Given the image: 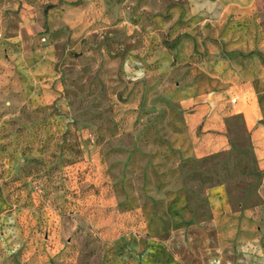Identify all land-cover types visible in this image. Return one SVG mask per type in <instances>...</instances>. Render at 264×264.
Returning <instances> with one entry per match:
<instances>
[{
    "label": "rangeland",
    "instance_id": "1",
    "mask_svg": "<svg viewBox=\"0 0 264 264\" xmlns=\"http://www.w3.org/2000/svg\"><path fill=\"white\" fill-rule=\"evenodd\" d=\"M240 2L263 27L264 0H0V264H264L243 122L200 158L186 121L190 30ZM166 201L194 220L157 236L140 212Z\"/></svg>",
    "mask_w": 264,
    "mask_h": 264
},
{
    "label": "crops",
    "instance_id": "2",
    "mask_svg": "<svg viewBox=\"0 0 264 264\" xmlns=\"http://www.w3.org/2000/svg\"><path fill=\"white\" fill-rule=\"evenodd\" d=\"M260 20L251 4L240 2L223 9L217 19L190 30V56L196 48L205 53L202 65L190 67L192 110L186 116L190 133L198 143L197 157L231 148L229 121L236 117L243 122L256 158L264 168V26ZM199 30L202 37L198 36ZM188 46L189 38L181 43L180 50ZM208 196L214 218L227 217L230 206L221 187L211 188ZM140 213L144 228L148 226L157 236L174 233L194 220L183 201L156 203ZM166 256L168 261L164 264H177Z\"/></svg>",
    "mask_w": 264,
    "mask_h": 264
},
{
    "label": "built area",
    "instance_id": "3",
    "mask_svg": "<svg viewBox=\"0 0 264 264\" xmlns=\"http://www.w3.org/2000/svg\"><path fill=\"white\" fill-rule=\"evenodd\" d=\"M3 38V32H2V29L0 27V39Z\"/></svg>",
    "mask_w": 264,
    "mask_h": 264
}]
</instances>
